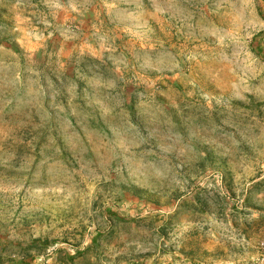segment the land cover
Segmentation results:
<instances>
[{
    "label": "rangeland",
    "instance_id": "374dc122",
    "mask_svg": "<svg viewBox=\"0 0 264 264\" xmlns=\"http://www.w3.org/2000/svg\"><path fill=\"white\" fill-rule=\"evenodd\" d=\"M0 264H264V0H0Z\"/></svg>",
    "mask_w": 264,
    "mask_h": 264
}]
</instances>
